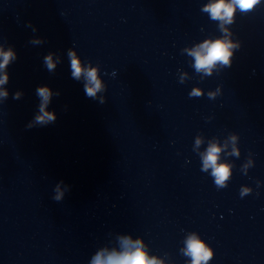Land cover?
<instances>
[{"label": "clouds", "instance_id": "9594fccd", "mask_svg": "<svg viewBox=\"0 0 264 264\" xmlns=\"http://www.w3.org/2000/svg\"><path fill=\"white\" fill-rule=\"evenodd\" d=\"M260 0H214L204 7V11L210 13L211 19L222 22L223 24H230L235 14L236 8H239L242 12L251 10ZM227 38H219L216 40H206L203 44L199 45L197 49L193 50L190 54L195 58V69L199 72L203 70L205 74L210 75L211 69L216 64L227 65L230 62L231 49L235 47ZM71 59V75L79 79L83 73L86 79L84 85L85 93L87 97L95 98L97 93L103 90V85L97 76V71L94 68L87 70L82 69L80 61L76 58L75 53L69 54ZM0 56L3 57L0 61V69H3L8 64L9 60L13 58V52L11 50L7 52L0 51ZM50 60V57L48 58ZM49 68L54 67L51 63L48 64ZM8 79L7 74L0 78V84H4ZM50 92L48 88L41 87L38 89V96L42 98V104L40 106V115H37L35 122L37 124H46L49 121L55 120L54 113L45 111V105L47 104ZM198 94V93H197ZM0 96H7V92H0ZM100 103L104 104L103 97L100 99ZM200 141L197 140V144ZM221 147L216 144H211L206 154L203 157L204 170L208 168L212 169L211 175L214 177V183L218 187H224L225 181L230 174L229 165L225 163H218ZM64 192L60 190V186L57 185L55 200L59 201L63 198ZM123 245L122 252H111L106 257L103 253H98L92 264H162L155 257H149L145 251L143 244L140 240L132 241L130 237H124L121 241ZM185 255L191 257V264H207V261L211 259V251L206 248L204 242L197 238L195 235L190 236L186 241Z\"/></svg>", "mask_w": 264, "mask_h": 264}]
</instances>
